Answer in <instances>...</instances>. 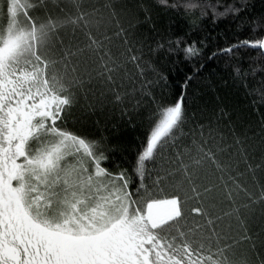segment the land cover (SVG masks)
<instances>
[{
  "label": "trees",
  "instance_id": "16d2710c",
  "mask_svg": "<svg viewBox=\"0 0 264 264\" xmlns=\"http://www.w3.org/2000/svg\"><path fill=\"white\" fill-rule=\"evenodd\" d=\"M11 1L30 35L0 65V173L42 130L65 133L124 185L130 228L111 244L126 264H264L259 0H1L0 37Z\"/></svg>",
  "mask_w": 264,
  "mask_h": 264
},
{
  "label": "rangeland",
  "instance_id": "374dc122",
  "mask_svg": "<svg viewBox=\"0 0 264 264\" xmlns=\"http://www.w3.org/2000/svg\"><path fill=\"white\" fill-rule=\"evenodd\" d=\"M12 3V20L0 37V65L23 53L30 35L29 29H22L12 18ZM1 16L0 9V24ZM23 57L32 61V56ZM27 84L32 87L31 93L41 94L47 89L44 81L33 87L28 79ZM26 150L28 154L24 147L18 153V157L25 155L20 163L13 161L16 186L26 211L43 224L42 229H58L56 233L62 236L88 240L82 235L88 229L110 231L126 220L128 199L124 185L106 176L90 144L65 133L42 130L32 137Z\"/></svg>",
  "mask_w": 264,
  "mask_h": 264
},
{
  "label": "snow or ice",
  "instance_id": "6c2138e0",
  "mask_svg": "<svg viewBox=\"0 0 264 264\" xmlns=\"http://www.w3.org/2000/svg\"><path fill=\"white\" fill-rule=\"evenodd\" d=\"M259 3L260 12L250 17L251 31L264 28V0H259ZM217 7L219 9V6ZM248 11L246 6L238 5H231L226 9L228 15L236 17ZM180 43L177 39L176 44ZM188 51H193L192 45L188 46ZM175 52L177 55L183 54L182 45ZM177 87L179 88L176 98L178 113V109L184 104L187 86L182 81ZM20 133L21 129H13L9 138L15 136L19 140ZM15 151L19 153V147H16ZM18 158V156L11 157L13 160ZM108 162L110 163V158ZM104 167H108V164L106 163ZM16 185L17 176L13 164L6 173H0V264H126L111 242L119 239L120 235L130 228L127 221L110 231L88 229L82 235L91 242L90 245L72 247L67 242L53 240L51 236L41 231L43 224L33 219L26 211ZM56 231L58 229H47V233ZM73 236L77 234L73 233Z\"/></svg>",
  "mask_w": 264,
  "mask_h": 264
},
{
  "label": "water",
  "instance_id": "95a60500",
  "mask_svg": "<svg viewBox=\"0 0 264 264\" xmlns=\"http://www.w3.org/2000/svg\"><path fill=\"white\" fill-rule=\"evenodd\" d=\"M262 51L264 52V41H263V43H262Z\"/></svg>",
  "mask_w": 264,
  "mask_h": 264
}]
</instances>
